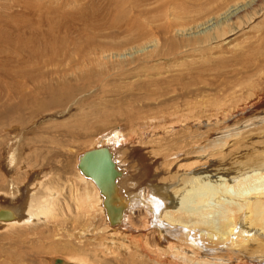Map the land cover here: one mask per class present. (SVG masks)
<instances>
[{
  "label": "rangeland",
  "instance_id": "1",
  "mask_svg": "<svg viewBox=\"0 0 264 264\" xmlns=\"http://www.w3.org/2000/svg\"><path fill=\"white\" fill-rule=\"evenodd\" d=\"M0 75V86L14 82L11 97L0 87V192L11 198L1 206L17 202L34 179L41 185L33 194L42 195L45 185L63 208L57 220L34 221L35 227L0 228L8 237L0 240V264H50L51 257L153 264L119 253L125 236H110L94 190L78 180L76 157L113 145L128 164V139L135 134L139 144L145 128L149 140L137 153L147 158L148 176L180 188L171 154L179 152V166L188 167L195 161L185 156L192 143L196 148L236 131L257 148L264 144V0H0ZM232 144L225 156L236 152ZM244 153L213 161L218 173L206 181L225 185L221 171L243 162ZM225 188L231 196H221L224 204L241 201L237 188ZM80 191L91 203L77 198ZM218 202L208 199L206 218L215 217ZM41 235L49 241L37 243ZM55 243L64 245L59 253L51 250Z\"/></svg>",
  "mask_w": 264,
  "mask_h": 264
},
{
  "label": "bare ground",
  "instance_id": "2",
  "mask_svg": "<svg viewBox=\"0 0 264 264\" xmlns=\"http://www.w3.org/2000/svg\"><path fill=\"white\" fill-rule=\"evenodd\" d=\"M12 85L10 87H12ZM2 86L5 85H1L0 87ZM10 87L5 86L8 97H11L10 92L12 91ZM261 119L262 117L259 120ZM148 121L150 120H147V124L149 123L151 125V121ZM182 122H186V120H182ZM171 124H174L173 127H175L177 122L173 121L170 123V128ZM136 126L137 125H135V127ZM230 126L233 125H229V127ZM7 127H11V124ZM143 127L147 126L145 125ZM233 128L234 127H230L229 129H232L233 131ZM249 129L251 128L249 127ZM155 130L158 131V125L155 126ZM148 131L150 130L143 128L141 132L143 138L145 136L147 137L149 133ZM244 132L246 131L244 130ZM137 134L139 133L137 132ZM240 135L241 133L236 131V133H230L228 136H225L220 140H213L212 143H208V141L199 142L200 146L196 148H194L195 143H192L190 147L191 149L189 148L190 151L188 150L189 156L186 155L188 152H185V156L190 159L193 158L195 161H192V163L188 161L191 163H188V167L185 165L181 167V161L183 162V158L181 159L180 157V161L178 162L177 158H179L178 156H181V154L179 155V152H176L173 155L171 154L170 156L174 157V159L171 160L173 162H177L176 164L178 167L175 166V162L173 166L178 168V172L181 173V176H178L180 179L177 181V183L179 182L178 185H180V188L175 187L174 184H171V182L169 183L170 185H159V180L157 181L156 177L152 178L153 176H148L151 173L149 169L150 167L144 166L146 164H144V162H146L145 159L147 158L144 159V156H141L142 154L137 153L140 148L139 146L146 143L145 140H149L146 137L143 140L140 139L139 144L136 145L135 143L137 141L135 142V134L130 136L128 139L129 142L127 141L130 144L129 148H127L130 154L128 157L126 155L128 164L124 162L121 163L117 159V150L113 149V145L109 148L107 146H103L102 144V147L109 149L115 164L121 171L120 176L117 178L118 190L116 196L112 195L110 198L111 201L115 202V199H118L117 201L125 204L121 222L116 225H110L103 206L104 198L100 194L94 181L85 177L82 175L81 171H79L78 158L81 154L78 155L74 164L77 170L76 173L78 180L81 184L89 185L94 190V205L97 207L99 213L104 217L105 224H107L109 228L107 231L110 236L116 237L122 234L125 236V239L120 241L121 244L118 247L119 253L121 255H123V253L129 255L131 252H134L135 256L138 257L139 260L148 258L153 264H158L156 261L157 257L164 259L166 264H264V151L258 152L256 150L260 147H263L264 150V144H260L257 148V146L251 144L252 142L248 139L246 140ZM116 142L119 147V151H121L122 148H124L123 142L119 139H117ZM230 142L233 143L232 146H230L231 150L236 149L238 154H240V152L244 153L243 151H245L244 154L246 155L241 154L243 162H240L235 168L231 167L232 169L227 168L226 170L221 171V176L225 178L223 179L226 182L225 185L222 184V186L220 184H216L217 181L214 184L208 180L206 181V179L214 177L215 172L218 173V170H211V167H214L212 164L213 161H215V163L216 161H218V163H223L227 160V157L231 158L233 156L232 154H236V152H232V156H225L227 155V152H225L226 148ZM147 145L148 144H146V146ZM249 150H251V152H247ZM149 152L151 153V151ZM254 153H256V155H254ZM154 154L155 153H152V156ZM155 155H158V153ZM133 158L134 161H138V164L136 162L133 164ZM173 162H170L169 165L173 164ZM178 163H180L181 166H179ZM137 167H139V169ZM225 171H227V173H225ZM209 174H211V176ZM175 180H178V178ZM257 180L259 182L258 185L253 184ZM40 181L33 179L29 184L23 186L24 188L26 187L25 189L20 188L22 191L21 193H17L19 196V198L16 199L17 202L13 201L12 203H5L6 206H1V203H3L1 200L7 199L9 196L0 192V210L7 211L9 214L13 215L12 218L8 219L0 218V228L10 227L16 230L22 228L26 229L35 227L36 224L33 223L34 221L47 223V220L49 222V219L58 218V211L60 208L63 210V208H58L59 206L56 205L57 202L55 199L57 191H49V189L45 188L44 185V191L41 193L42 195L36 197V195L33 194V190L39 187V184L41 183ZM225 187L237 188L235 194L238 195V198H240L241 201L238 200L237 202L240 201L239 203L235 202L231 204H224L221 196L225 198H229V196H231L228 189ZM16 197L17 196L15 195V198ZM77 198H79L82 203H91L92 197L90 198V195L86 194L84 191H82V193L80 191L79 197ZM209 198H215L219 202L222 201V203L220 202L222 206L218 202L221 206L218 207L221 209L215 213L216 215L214 214L215 217L213 219L212 217H209L211 219L206 218L208 211L205 207L209 206L207 204ZM9 199L11 200L10 197ZM205 203L207 204L206 206H204ZM81 206L85 205L81 204ZM114 211L116 212L117 210L114 208L113 212ZM59 212L61 214V210ZM134 214L136 217H139V221L136 225L133 224V219L135 218L133 216ZM211 215H213V213ZM37 225L40 224L38 223ZM23 232L24 231H20L21 235L25 236ZM81 234L83 235L84 233ZM41 236L37 239V243L43 244L49 241ZM6 239L8 240L6 235L0 236V240ZM18 240H20V237L15 235L14 244L17 243ZM57 244L55 243V245L51 247L53 249L49 248L59 253V251L63 249L64 245ZM41 249L42 248H38L37 251L40 252ZM59 260L61 261V264L89 263L87 260H73L71 258L61 260L51 257L48 259L50 264H57V261Z\"/></svg>",
  "mask_w": 264,
  "mask_h": 264
},
{
  "label": "water",
  "instance_id": "3",
  "mask_svg": "<svg viewBox=\"0 0 264 264\" xmlns=\"http://www.w3.org/2000/svg\"><path fill=\"white\" fill-rule=\"evenodd\" d=\"M78 169L82 175L94 181L100 194L103 196V206L106 211L110 225L121 222L125 204L123 202L111 201V196L117 193V178L121 171L115 164L113 156L106 147L95 148L82 153L78 158ZM117 211L113 212V209ZM13 215L7 211L0 210V218H12ZM61 264V261H57Z\"/></svg>",
  "mask_w": 264,
  "mask_h": 264
}]
</instances>
